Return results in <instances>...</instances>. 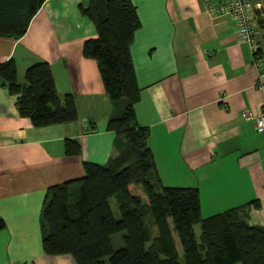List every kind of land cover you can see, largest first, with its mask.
<instances>
[{
	"label": "crops",
	"instance_id": "crops-1",
	"mask_svg": "<svg viewBox=\"0 0 264 264\" xmlns=\"http://www.w3.org/2000/svg\"><path fill=\"white\" fill-rule=\"evenodd\" d=\"M139 28L129 46L139 99L137 124L163 187L196 188L203 218L256 200L264 228V132L253 128L263 103L246 44L222 16L205 9L219 0H130ZM254 38L264 63V0H254ZM85 0H46L18 39L0 38V63L12 59L17 81L38 62L48 64L59 95L73 97L77 121L33 128L0 87V264H75L41 251L40 211L46 189L83 176V163L112 155L106 131L113 106L81 45L95 38L78 6ZM74 139L78 156H65Z\"/></svg>",
	"mask_w": 264,
	"mask_h": 264
},
{
	"label": "trees",
	"instance_id": "trees-1",
	"mask_svg": "<svg viewBox=\"0 0 264 264\" xmlns=\"http://www.w3.org/2000/svg\"><path fill=\"white\" fill-rule=\"evenodd\" d=\"M44 1L0 0V38L23 36ZM78 11L95 30L80 52L95 63L113 106L105 126L114 136L113 153L104 165L83 163L81 178L46 189L40 211L42 253L69 255L75 264H264V228L248 222L249 209L259 208L256 200L203 218L196 188L160 185L148 129L137 124L133 112L139 89L129 46L139 21L132 2L85 0ZM0 87L15 96L17 114L33 128L77 121L73 97L57 93L43 61L28 66L22 82L12 59L0 63ZM80 150L76 140H64L65 156H78ZM149 228H155V236ZM120 232L123 246L113 250L110 237Z\"/></svg>",
	"mask_w": 264,
	"mask_h": 264
},
{
	"label": "built area",
	"instance_id": "built-area-1",
	"mask_svg": "<svg viewBox=\"0 0 264 264\" xmlns=\"http://www.w3.org/2000/svg\"><path fill=\"white\" fill-rule=\"evenodd\" d=\"M258 5L254 0H219L216 4H209L205 12L211 17L222 16L236 31L239 43L247 45L253 57V66L256 72L254 88L264 97V63L259 56V48L254 38ZM255 132H264V99L261 107L253 117Z\"/></svg>",
	"mask_w": 264,
	"mask_h": 264
},
{
	"label": "rangeland",
	"instance_id": "rangeland-1",
	"mask_svg": "<svg viewBox=\"0 0 264 264\" xmlns=\"http://www.w3.org/2000/svg\"><path fill=\"white\" fill-rule=\"evenodd\" d=\"M109 206L111 208L112 215H113L114 219H118L119 218V213H118V210H117L116 206L114 205V200L113 199L109 200ZM253 217L259 218L258 219L259 222H262V219L260 218L261 214H256L254 212L248 213V221L249 220H254ZM145 222H148V221L146 220ZM154 229L155 228H149V234H150L151 237L155 236V230ZM193 230H194L195 235L197 237L198 233H199L198 225L194 226ZM122 235H123V233L120 232V233L113 234L110 237V243H111V247H112L113 250H118V249H120L123 246L122 239H121ZM177 250L180 251L178 246H177ZM106 259L107 258H105V262H106Z\"/></svg>",
	"mask_w": 264,
	"mask_h": 264
}]
</instances>
